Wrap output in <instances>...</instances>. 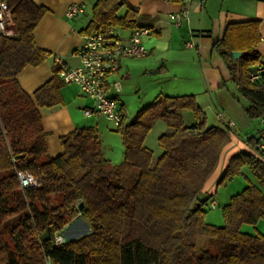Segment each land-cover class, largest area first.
Masks as SVG:
<instances>
[{
    "label": "trees",
    "instance_id": "1",
    "mask_svg": "<svg viewBox=\"0 0 264 264\" xmlns=\"http://www.w3.org/2000/svg\"><path fill=\"white\" fill-rule=\"evenodd\" d=\"M0 1L9 6L14 30L0 36V264H264V235L240 232L242 224L256 225L264 217V160L258 151L264 129L246 139L254 153L233 155L217 180L219 186L245 165L252 178L223 206L222 227L205 222L212 198L205 187L232 131L208 127L193 95H158L130 121L124 116L115 129L124 147L121 165L104 157L92 128L63 136V153L49 158L38 108L62 104L61 68L53 67L52 78L32 98L17 80L24 67L46 59L33 31L47 9L32 0ZM141 18L125 0H97L84 33L107 22L125 31L150 29ZM259 26L260 20L229 24L211 47L250 122L264 117V73L250 81L261 68ZM236 51L242 56L234 60ZM183 112L193 114V125L184 124ZM158 120L166 131L158 137L163 152L154 159L144 140ZM18 172L33 176L37 185L20 187ZM81 218L89 233L55 245V234Z\"/></svg>",
    "mask_w": 264,
    "mask_h": 264
},
{
    "label": "crops",
    "instance_id": "2",
    "mask_svg": "<svg viewBox=\"0 0 264 264\" xmlns=\"http://www.w3.org/2000/svg\"><path fill=\"white\" fill-rule=\"evenodd\" d=\"M181 1L125 0L142 17L139 22L151 30L142 42L147 50L146 56L134 59L140 60L136 65L143 68L141 69L143 74H148L150 69L149 75L157 76L155 81L158 79L165 81L167 86H160L159 90L167 93L161 95L170 97L193 95L197 103L201 99L202 105H198L202 111L211 105L216 109L219 106L232 104L235 107V114L242 118L240 120L243 128H246L245 135L231 133V141L222 153L217 171L205 187L206 193L212 195L209 202L214 206V192H216L214 186L229 159L240 152L254 153L247 146L246 139L252 136L258 137L259 130L255 133L251 131L252 126L243 111L245 102L230 82L225 64L211 47L222 37L229 24L260 20L261 43L257 49L261 58L260 67L264 68V0H189L187 5H183ZM32 2L47 9L33 31L36 46L47 55L42 64L37 67H24L17 76L19 86L31 98L35 90L52 78L56 57L60 58L65 67L79 66V59L74 52L82 45L84 30L90 22L92 8L97 0H32ZM71 4H82L84 13L73 19L67 18L65 12ZM184 7L189 11L188 19L182 26L175 27L170 22L168 14L178 12ZM124 13L125 7L121 8L117 15L123 16ZM120 32H123L121 36L126 39L131 31L120 29ZM127 59L133 58H122L117 71L125 74L130 72L135 63ZM108 89L110 96L111 89L119 91L120 86L113 82L109 84ZM59 92L62 96L61 105L38 108L46 134L45 146L48 157L56 158L61 155L64 151L61 138L79 128L94 129L103 148L106 134L100 127V119L104 117L84 114L86 109L93 106L92 100L83 95L75 84H63ZM174 93L176 95H172ZM156 97L141 105L140 109L149 105ZM232 122L235 127L234 120ZM112 132H116L115 129ZM102 152L105 158H112V155H108L103 149ZM243 169L247 171L245 176L247 181H252L248 167L246 165L242 167L241 173ZM229 199L227 198V203Z\"/></svg>",
    "mask_w": 264,
    "mask_h": 264
},
{
    "label": "built area",
    "instance_id": "3",
    "mask_svg": "<svg viewBox=\"0 0 264 264\" xmlns=\"http://www.w3.org/2000/svg\"><path fill=\"white\" fill-rule=\"evenodd\" d=\"M169 1V0H165ZM189 0H182L187 5ZM82 4H71L66 9L65 15L69 19L76 18L84 13ZM189 11L186 7L178 12L168 14V18L175 27H180L188 19ZM151 33L150 29H136L130 32L125 39L120 29L106 23L90 34H84L82 45L74 52L79 59V66L68 68L63 66L60 58H55V64L61 68L59 78L63 84H75L87 98L91 99L93 106L84 111L86 116H102L111 121L116 127L122 122L125 112L108 94V78L118 70L119 61L122 58H142L147 50L142 42L143 38ZM12 17L9 6L5 1H0V36H12ZM264 68L257 69L250 76V81L259 79ZM261 128L264 129V117L261 118ZM227 126L232 128L233 122L228 120ZM260 157L264 160V142L258 145ZM20 187L29 188L37 185L36 180L28 173L18 172ZM64 236L57 232L54 236V244L64 242Z\"/></svg>",
    "mask_w": 264,
    "mask_h": 264
},
{
    "label": "rangeland",
    "instance_id": "4",
    "mask_svg": "<svg viewBox=\"0 0 264 264\" xmlns=\"http://www.w3.org/2000/svg\"><path fill=\"white\" fill-rule=\"evenodd\" d=\"M123 33V32H122ZM127 61L134 62L135 64L131 67L128 74L121 73L117 71L111 76H109L108 81L110 83H115L120 86V90L111 89V97L116 100L117 104L124 109L127 120L130 121L136 113L139 111L141 105L146 103L149 100H152L157 95L166 94L167 92L161 91L160 86H167L163 79H158L156 75L143 74L141 72V66L139 64V59H127ZM112 88V87H111ZM231 89V87H230ZM109 90V89H108ZM233 92L232 90H230ZM160 93V94H159ZM234 93V92H233ZM110 94V91H109ZM176 95V93L172 94ZM232 97V95H231ZM234 100V99H233ZM199 105H202L201 99L199 100ZM235 102V101H233ZM91 103V101H90ZM236 103V102H235ZM234 103V104H235ZM237 104V103H236ZM235 104V105H236ZM239 105V104H237ZM236 105V106H237ZM207 118L208 127H223L226 128V123L229 118L231 121L234 120L235 127L231 128L233 133H240L242 136L245 135L246 128H243L242 118L239 115L235 114L234 105L219 106L215 109L211 105L208 109H203ZM183 120L186 126H191L194 124L193 114L190 112H184ZM241 118V120H240ZM100 127L102 131L106 134V137L103 139V151L107 152L108 155H112V158H106L112 165L118 166L121 165L124 161V147L121 141V137L118 133L112 132L116 129V126L104 118L100 119ZM252 126V132L255 133L257 130H261L260 120L248 122ZM166 125L164 122L158 120L156 121L151 130L148 132L144 146L153 151L154 159L160 157L163 150L158 145V137L166 131ZM241 174H237L233 177L224 178L225 180L219 185L214 186L216 192H214V203L211 205L208 202V205L205 207V222L214 225L217 227H222L224 225V219L222 216V208L225 203H227V198L229 199L230 195L237 194L241 192L247 185V179L245 178L247 171L246 169L242 170ZM245 185V186H244ZM240 232L250 234V235H264V217H262L256 225L251 224H242L240 226ZM65 240H73L80 238L81 236L89 233L88 223L84 218L75 219L70 222L64 229L61 231ZM49 264H56L49 262Z\"/></svg>",
    "mask_w": 264,
    "mask_h": 264
},
{
    "label": "water",
    "instance_id": "5",
    "mask_svg": "<svg viewBox=\"0 0 264 264\" xmlns=\"http://www.w3.org/2000/svg\"><path fill=\"white\" fill-rule=\"evenodd\" d=\"M231 55H232V58H233L234 60H237V59L241 58L242 53H240L239 51H236V52H232ZM82 207H83V203L80 202L79 210H81Z\"/></svg>",
    "mask_w": 264,
    "mask_h": 264
}]
</instances>
